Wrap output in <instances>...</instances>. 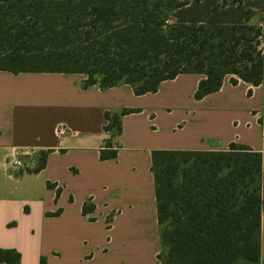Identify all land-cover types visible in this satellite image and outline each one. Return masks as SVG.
<instances>
[{
    "label": "trees",
    "instance_id": "16d2710c",
    "mask_svg": "<svg viewBox=\"0 0 264 264\" xmlns=\"http://www.w3.org/2000/svg\"><path fill=\"white\" fill-rule=\"evenodd\" d=\"M258 2L264 10V0ZM241 3L0 0V71L83 74V88L128 85L135 96L153 94L181 74L202 75L195 100L217 92L226 76L231 85L257 87L264 72L262 28L250 23L254 13ZM137 112L105 113L103 130L119 135L121 118ZM116 153L106 141L99 158ZM46 154L32 173L44 167ZM150 171L159 264H260V153L236 143L226 151L154 150ZM47 187L59 196L60 188ZM93 210L85 202L82 214ZM0 263L20 264V254L0 249Z\"/></svg>",
    "mask_w": 264,
    "mask_h": 264
},
{
    "label": "crops",
    "instance_id": "0c3cea01",
    "mask_svg": "<svg viewBox=\"0 0 264 264\" xmlns=\"http://www.w3.org/2000/svg\"><path fill=\"white\" fill-rule=\"evenodd\" d=\"M250 23L264 30V14ZM203 78L181 74L135 96L128 85L83 88V74L0 71V249L18 252L20 264H159L151 152L226 151L236 143L262 156L264 264V72L257 87L226 76L217 92L195 100ZM185 99L193 100L187 110ZM122 109L139 112L124 115L121 133L111 136L104 114ZM106 141L117 153L101 161ZM24 152L31 169H11L7 162ZM41 153L44 167L32 173ZM47 184L60 188L58 197ZM85 202L94 206L86 216Z\"/></svg>",
    "mask_w": 264,
    "mask_h": 264
},
{
    "label": "built area",
    "instance_id": "2783aa9c",
    "mask_svg": "<svg viewBox=\"0 0 264 264\" xmlns=\"http://www.w3.org/2000/svg\"><path fill=\"white\" fill-rule=\"evenodd\" d=\"M258 49L261 51L262 55H264V30H262L261 36L258 38ZM66 132V126L63 123H59L56 127L57 136H63ZM31 154L24 152L23 155H18L10 159L7 164L8 166L17 171H26L31 169L33 161L31 160Z\"/></svg>",
    "mask_w": 264,
    "mask_h": 264
},
{
    "label": "rangeland",
    "instance_id": "374dc122",
    "mask_svg": "<svg viewBox=\"0 0 264 264\" xmlns=\"http://www.w3.org/2000/svg\"><path fill=\"white\" fill-rule=\"evenodd\" d=\"M258 1H259V0H242L241 6H242L243 9H249V10L253 11L254 16H253L252 18L256 19L257 21H258V20L261 21V20H262V16H263V14H264V10H263V9L260 10V9L258 8V6H257V3H259ZM252 18H251V19H252ZM193 99H194V98H193ZM192 103H193V100H192V99H185V100L182 102V104H183L184 106L189 105V106L186 108V110L189 109V107H190V105H192ZM159 110H161V111H159V112H166L167 109L160 108ZM172 111H174V108L172 109ZM184 111H185V110H184ZM175 112H176V111H175ZM168 136H169L170 138H172V136H170V135H168Z\"/></svg>",
    "mask_w": 264,
    "mask_h": 264
}]
</instances>
